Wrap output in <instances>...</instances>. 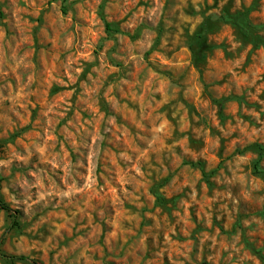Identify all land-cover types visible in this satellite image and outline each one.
Returning <instances> with one entry per match:
<instances>
[{
  "label": "rangeland",
  "instance_id": "1",
  "mask_svg": "<svg viewBox=\"0 0 264 264\" xmlns=\"http://www.w3.org/2000/svg\"><path fill=\"white\" fill-rule=\"evenodd\" d=\"M244 12L264 43V0H0V264H264Z\"/></svg>",
  "mask_w": 264,
  "mask_h": 264
},
{
  "label": "trees",
  "instance_id": "2",
  "mask_svg": "<svg viewBox=\"0 0 264 264\" xmlns=\"http://www.w3.org/2000/svg\"><path fill=\"white\" fill-rule=\"evenodd\" d=\"M222 20L225 23L232 24V26L236 29V31L239 32L241 36L246 38V39H244L246 42H249L254 46L264 47V43L262 42V40L258 36L254 35L253 31H255V27L249 22L248 17H247V12L236 13L235 15H229V14L225 13V15L222 16ZM104 26H105V29L107 32H118V30L112 24H110L106 21H104ZM206 30L207 29H205L204 33H206ZM204 39H205L204 35L197 36L195 38L196 41L201 42L202 47L204 46ZM191 52H192L193 64L195 66H197V64L203 60V57L200 55V53H201L200 46H199V50L198 49L197 50L191 49ZM217 104L221 106L222 103L217 102ZM245 150L257 154L258 159L254 164V170H255L256 174L264 176V170L261 169L259 166L260 159L264 156V146L257 144V143H254V144L247 146L245 148ZM205 176H207V175H205ZM0 184H1V179H0ZM0 209L5 211L9 215H11L13 218L12 226L19 228V223L16 219V215H17L16 211H12L2 201L1 196H0ZM249 248L251 251H253L255 254H257L260 257V255L257 251H255L251 247H249ZM2 257L5 260H7L10 264H14L15 262H27L28 261V259L26 257H23V256H17V257L2 256ZM31 264H37V263L32 262Z\"/></svg>",
  "mask_w": 264,
  "mask_h": 264
}]
</instances>
